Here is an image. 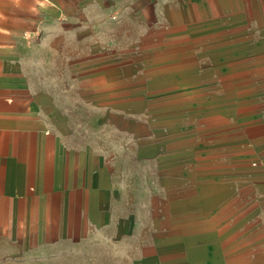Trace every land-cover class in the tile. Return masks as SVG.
I'll list each match as a JSON object with an SVG mask.
<instances>
[{
	"label": "rangeland",
	"instance_id": "374dc122",
	"mask_svg": "<svg viewBox=\"0 0 264 264\" xmlns=\"http://www.w3.org/2000/svg\"><path fill=\"white\" fill-rule=\"evenodd\" d=\"M85 8L108 24L87 49L97 79L71 82L82 104L70 120L115 157L118 212L133 219L120 252L136 264H264V0Z\"/></svg>",
	"mask_w": 264,
	"mask_h": 264
},
{
	"label": "crops",
	"instance_id": "0c3cea01",
	"mask_svg": "<svg viewBox=\"0 0 264 264\" xmlns=\"http://www.w3.org/2000/svg\"><path fill=\"white\" fill-rule=\"evenodd\" d=\"M68 1L0 0V264H136L115 157L70 120L108 15Z\"/></svg>",
	"mask_w": 264,
	"mask_h": 264
}]
</instances>
